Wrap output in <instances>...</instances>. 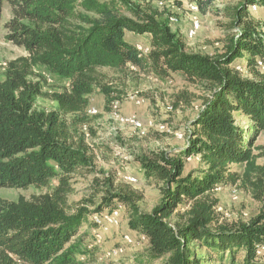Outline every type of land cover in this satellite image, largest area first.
<instances>
[{"label":"trees","instance_id":"obj_1","mask_svg":"<svg viewBox=\"0 0 264 264\" xmlns=\"http://www.w3.org/2000/svg\"><path fill=\"white\" fill-rule=\"evenodd\" d=\"M215 1L193 0L203 14L213 10ZM5 5L11 11L6 38L28 54L10 60L0 79V188L49 191L0 198V264H87L98 252L84 245L99 226L92 215L120 205L130 207L128 216L125 209L128 233L144 243L143 251L131 257L138 263L264 264L258 254L264 246V207L248 222L219 223L217 200L209 195L236 182L239 175L230 165L242 164V183L264 201V164L254 153L264 132V75L245 76L237 69L264 64V23L250 14L252 8L264 12V0L239 1L231 14L233 33L212 54L187 49L185 38L172 28L179 12L163 0H0V18ZM37 66L68 78L70 86L46 93L42 82L33 79ZM130 66L159 80L180 73L204 87L192 126L185 129V147L174 154L135 156L146 180L163 184L160 202L150 212L116 188L110 173L96 181L100 199H85L70 211L71 179L93 171L94 162L85 138L74 139L66 116L83 119L96 87L106 97L105 109L112 110L122 91L103 84L98 69ZM42 95H49L56 107L37 109ZM236 113L247 115V123H240ZM197 156L205 169L187 171L188 158ZM201 249L210 257L198 253Z\"/></svg>","mask_w":264,"mask_h":264},{"label":"rangeland","instance_id":"obj_2","mask_svg":"<svg viewBox=\"0 0 264 264\" xmlns=\"http://www.w3.org/2000/svg\"><path fill=\"white\" fill-rule=\"evenodd\" d=\"M239 1L216 0L212 6L213 10L203 14L198 7L196 10L191 9L192 5H196L193 0H163L174 12H179L176 14L180 17L179 23H172V28L185 38L187 49L211 54L219 53L227 34L233 33L231 14ZM153 6L159 7L155 3ZM250 14L264 23V12L252 8ZM193 16L199 21L200 28L196 35L190 36L188 31ZM10 17V7L5 5L0 18V79L4 78L10 60L28 54L23 47L6 38V24ZM237 69L245 76L254 75L256 72L264 75V64L256 69L247 66H239ZM98 71L102 83L122 91V94H118L122 98L118 101L113 100L111 103L113 109L106 110V97L101 89L96 87L89 96V105L83 119H77L75 114L66 116V120L71 124V130L75 129L76 133L72 134L74 139L85 138L94 162L93 171H80L71 179L74 190L68 197V210L75 211L85 199H100L103 192H96V181H103L105 173H110L116 188L130 193L141 211L150 212L160 202L163 184L154 179L146 180L140 165L136 164L135 156L160 151L174 154L180 148H184L185 129L200 107L206 91L202 85L189 83L180 73L174 74L171 80H159L152 75L137 71L133 66L124 71L110 68H99ZM33 79L40 80L44 86L43 91L48 94L63 91L70 86L68 78L56 76L46 66H37ZM35 106L37 109L51 110L56 107V103L49 95H42L37 98ZM235 115L240 123H247V115L244 113ZM263 146L264 132L259 135L254 145V153L258 155L259 164H264ZM187 161V171L190 168L205 169L200 156L196 159L189 157ZM230 169L231 172L239 175L236 182L230 180L226 186L209 193L211 198L217 200L214 207L215 217L219 223L248 222L264 207V201L256 198L251 188L242 183L241 175L244 171L242 164H232ZM48 191V187L36 186L0 188V198L9 200H16L20 196L30 198ZM121 206L116 225L107 224L102 228L98 226L97 230H93L88 235L84 245L97 247L98 252L95 256H90L86 263L164 264L165 259L138 263V259L131 258L143 251L144 243L135 239L132 244L124 242L123 236L129 231L126 216L130 207ZM91 209H93L92 205ZM112 210H105L98 215ZM98 215H92L91 218L94 219ZM86 229L84 227L82 231ZM117 247L123 248L124 258L109 256L111 249ZM207 251L201 249L198 253L210 257ZM206 264L212 262L208 260Z\"/></svg>","mask_w":264,"mask_h":264},{"label":"built area","instance_id":"obj_3","mask_svg":"<svg viewBox=\"0 0 264 264\" xmlns=\"http://www.w3.org/2000/svg\"><path fill=\"white\" fill-rule=\"evenodd\" d=\"M160 4H162V2H160ZM191 9L196 10L197 6L192 5ZM192 20H193V28L190 29V31H189L190 36H194V34L200 28V23L197 20V18L193 17ZM172 21H178V19L176 17H172ZM138 49L140 51H144V52L146 51V49H144L142 45H139ZM92 111L96 112L95 109H92ZM121 207L122 206L120 205L119 207L114 208L111 212L95 216L94 221L99 225L100 228L105 227V225H107V224L116 225L118 223L119 214H120L119 212H120ZM103 229H105V228H103ZM123 240L126 243H133L134 242L133 237L129 233H126L123 236ZM108 254H109V256H113V257L118 256L117 259H119V258H122V256L124 255V250H123V248L117 247V248L111 249V251ZM258 254H261L264 256V246H262L258 249ZM119 263H123V262L119 261Z\"/></svg>","mask_w":264,"mask_h":264}]
</instances>
